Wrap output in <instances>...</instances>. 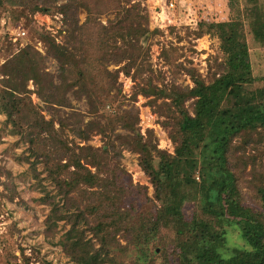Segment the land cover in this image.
Returning <instances> with one entry per match:
<instances>
[{"label": "trees", "instance_id": "trees-1", "mask_svg": "<svg viewBox=\"0 0 264 264\" xmlns=\"http://www.w3.org/2000/svg\"><path fill=\"white\" fill-rule=\"evenodd\" d=\"M59 1L0 0V11L16 8L25 17L55 11L63 15L66 25L64 43H55L48 34L41 36L47 54L57 64L56 81L43 67L45 57L30 46L11 53L0 71V113L10 133L27 145L28 155L21 161L30 166L37 180L40 172L36 166L41 165L52 184L53 191L41 185L38 199L49 208L45 238H53L58 224L64 223L68 229L60 246L71 262L110 263L116 237L126 235L122 224L129 217V212L119 207L128 189L119 182L120 167L113 163L118 145L138 155V166L159 204L150 218V231L158 232L162 226L173 233V244L164 253L166 260L171 258L174 264H264V176L253 181L243 176L250 160L246 146L264 142V86L251 89L254 78L244 57L246 50L228 48L225 44H232V36H226L221 49L224 58L208 81L188 69L192 87H174L168 94L158 91L168 100L162 106L168 120L162 125L170 129L168 138L174 144L171 154L158 147L152 131L147 130L144 136L139 132L133 109L116 108L87 123L75 111L66 114L57 109L72 108L66 99L72 92L78 100L84 99L90 114L95 115L120 98V74L135 81L146 67L149 69L152 32L142 1L117 0V13L105 24L95 18L98 2L93 8L85 0H65L58 5ZM81 9L86 14L82 24ZM256 11L255 18L247 21L252 31L262 28V33H254V39L262 43L264 14L257 15ZM204 35L219 36L216 23L201 22L197 37ZM109 66L115 69L109 70ZM29 82L32 91L27 89ZM149 93L145 91V95ZM32 94L47 106L50 119H45L32 102ZM65 130L81 143L88 142L95 132L104 139L103 146L95 149L72 144ZM208 140L214 144V155L206 167L198 163L197 154L207 150ZM237 141L241 143L237 145ZM211 169L215 171L210 175L214 203L207 199L204 186ZM248 187L253 192H244ZM8 191V195L0 193V198L13 202L17 195L13 188ZM250 198L257 199L259 210ZM186 203L194 204V211L188 212ZM225 222L240 228L248 247L234 249L228 258L220 253L228 233ZM140 234L147 239V232Z\"/></svg>", "mask_w": 264, "mask_h": 264}, {"label": "rangeland", "instance_id": "rangeland-1", "mask_svg": "<svg viewBox=\"0 0 264 264\" xmlns=\"http://www.w3.org/2000/svg\"><path fill=\"white\" fill-rule=\"evenodd\" d=\"M141 1L144 14L148 17V29L152 32L148 40L149 69L146 67L145 73L135 81L131 77L120 74L118 78V83L121 85L120 98L112 106L95 115L90 114L87 102L84 99L78 100L72 92L66 95L67 105L72 108L59 107L57 109L66 114L71 111L77 112L84 123L92 117H105L109 111L116 110V108L133 109L138 115L139 132L144 136L147 130L152 131L158 147L173 154L174 144L168 138L170 129L162 125V122L168 120V112L162 107L163 103L168 100H165L164 96H159L158 91L161 90L168 94L174 87H192V82L186 72L188 69L194 70L200 78L208 81L212 73L216 71L217 64L224 58V52L221 49L225 40L222 39L230 35L232 44L226 43L225 45L228 48L237 49L238 52L243 47L247 52L244 57L250 67L251 76L254 78L251 89L263 87L264 42L261 43L254 39V33L260 34L263 30L257 28L252 31L247 20L255 18L253 11L256 9L258 10L257 15L264 14V0ZM85 2L90 3L93 8H96L98 2L96 12L98 11L99 14L95 18L101 24H105L107 19H112L117 13L115 9L118 5L117 0H85ZM170 2L174 4V9L166 19L164 18L163 22V19L157 16L161 8H164V3ZM63 3L65 0H60L58 5ZM13 10L0 11V71L11 53L30 46L45 57L43 67L56 81L57 64L47 54L46 44L41 36L48 34L55 43H64L66 25L63 15L54 11L26 14L25 17L16 12V8ZM85 17V10L81 9L79 11L80 24L85 22ZM200 21L216 23L219 36L204 35L198 38L197 31ZM108 69L113 70L115 67L109 66ZM27 89L34 90L30 82ZM146 90L150 91L148 95H145ZM30 98L45 119H50L47 106L34 94ZM189 104L190 101L186 103V107H189ZM55 127L57 128L56 123ZM64 134L75 145H89L95 149L103 146L104 139L95 132L90 134V139L86 143H81L77 138L74 139L68 130H65ZM207 142V150L198 153L197 159L199 164L209 167L210 158L214 155V144L210 143V140ZM240 143L237 141L236 144ZM258 144L253 145L252 143L245 149L250 160L247 162L243 176L251 181L260 180L264 176L262 168L264 142ZM26 149L27 145L18 136L10 133V126L6 123L5 116L0 113V193L8 195V189L13 188L17 195L13 202L5 197L0 198V264H27L24 257L28 258V264H74L66 257L60 246L63 234L68 229L66 224L59 223L55 236L49 240L45 238V221L49 208L42 205L38 199L41 197V185L49 191H53V188L45 178L41 165L36 166L40 172L39 180H37L30 166L21 161L28 155ZM116 150L117 159L113 160V163L120 167L119 182H124L128 189V193L119 202V207L128 211L129 217L122 224L126 235L116 237L118 243L115 246L116 249L111 251V261L107 264H174L171 258L166 260L164 257L166 249L173 244V233L162 226L159 227L158 232H151L149 228L150 218L154 216L159 204L153 198L154 191L149 179L138 166V155L123 150L118 145ZM251 161L255 164L254 166ZM212 174H215V171L211 169L209 175H205L204 186H206L207 199L214 203L216 197L211 187L213 179L210 175ZM196 181H199L197 177ZM6 187L7 190H5ZM244 192H253V188L248 187L244 189ZM249 201L256 210H259L256 198H250ZM185 208L187 211H194L195 206L186 203ZM225 225L228 233L226 242L220 250L223 257L233 256L236 248L248 249L240 228L230 222H225ZM142 231L147 232L146 240L141 237Z\"/></svg>", "mask_w": 264, "mask_h": 264}, {"label": "built area", "instance_id": "built-area-1", "mask_svg": "<svg viewBox=\"0 0 264 264\" xmlns=\"http://www.w3.org/2000/svg\"><path fill=\"white\" fill-rule=\"evenodd\" d=\"M174 9V4L172 2L170 3H164V8H161L160 14H158V18L159 19H163L162 21L164 22V18H167V15L170 14L172 12V10Z\"/></svg>", "mask_w": 264, "mask_h": 264}]
</instances>
